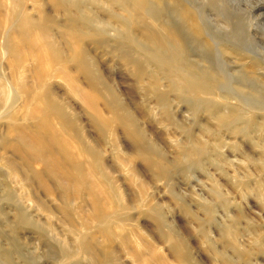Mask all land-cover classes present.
Masks as SVG:
<instances>
[{"label": "rangeland", "instance_id": "obj_1", "mask_svg": "<svg viewBox=\"0 0 264 264\" xmlns=\"http://www.w3.org/2000/svg\"><path fill=\"white\" fill-rule=\"evenodd\" d=\"M32 1L19 4L27 28L9 31L13 10L0 0V88L25 85L5 108L0 96V253L10 257L0 264H264V0H145L136 24L112 0H82L109 24L106 38ZM163 22L178 42L162 55L141 32L164 37ZM131 29L146 51L123 44ZM47 37L63 59L82 58L34 62ZM165 64L212 93L171 82ZM106 87L145 154L101 99ZM45 89L58 106L47 119L35 98Z\"/></svg>", "mask_w": 264, "mask_h": 264}, {"label": "bare ground", "instance_id": "obj_2", "mask_svg": "<svg viewBox=\"0 0 264 264\" xmlns=\"http://www.w3.org/2000/svg\"><path fill=\"white\" fill-rule=\"evenodd\" d=\"M6 2V4H8V8L11 10H13V13H11V18L13 22V25L9 28H7L9 31L10 30H14L15 27H26L27 28V24L30 23L31 18L29 13L24 10V8H19V4H20V0H4ZM31 1V0H30ZM34 1V0H33ZM32 1V2H33ZM49 2L55 6L53 8H57L60 7L61 10H63L65 13H68L71 15V19L73 21H77L78 19H81L84 21L86 26H91V24L94 25V27H97L95 29V32L93 33V35H101L102 38H106L105 35V28H107V26H109V24L107 22H101L100 20H98V18L91 13V11L89 10V6L87 4H84L82 0H49ZM64 2V3H63ZM112 3L121 6V8L123 10H125L128 15L131 17V22L133 23H138L135 18L136 15H133V12H138L139 10H142L144 5H146L145 0H112ZM35 4V3H34ZM88 6V7H87ZM33 8L36 7V5H32ZM147 7L143 9V11H146ZM73 11L74 14H71L70 12ZM39 16L37 18V20H35V24H45V16L41 14V12L39 11ZM149 13V12H148ZM137 14V13H135ZM181 14V13H180ZM182 17H184L185 14H181ZM9 16V15H8ZM111 17H113L111 15ZM7 19V17H6ZM135 22H134V21ZM100 21V22H99ZM120 22L123 23V20L120 19ZM97 23L100 26H97ZM135 23V24H136ZM140 23V22H139ZM124 24V23H123ZM141 24V23H140ZM162 26L165 27L166 32H164L165 36L164 37H155L156 32L150 28L149 26H142L143 27V31L141 32V35H144L145 37H147L149 39V41L151 42V48L146 49V50H155V51H159L161 54L163 53L162 50H164L162 43L166 42L167 40L174 43L178 42V39L176 37V32L174 30H172L166 23H162ZM139 27V26H138ZM88 29V27H87ZM72 32H76L75 28H70L69 29ZM8 31V32H9ZM6 32V31H5ZM3 32V33H5ZM132 29L125 34L124 39L122 38V41L124 42L123 44H127V42L129 41L131 43V45L137 49L138 51H146L143 47H140L138 44V40L136 39V37L134 36V33H132ZM5 35V34H4ZM86 34H84L83 36L85 37ZM121 34L118 33V36H120ZM8 36V35H7ZM5 37V36H4ZM3 37V39H4ZM27 37H31V36H27ZM155 37V38H154ZM79 38V37H78ZM31 39V38H28ZM80 39H82L80 37ZM168 43V42H167ZM8 44V40H4L3 43L1 44V56H5L7 54L6 52V47ZM122 44V45H123ZM129 44V43H128ZM178 45V44H177ZM159 47V48H157ZM34 48V47H33ZM18 51V50H17ZM16 51V56L13 59V62L9 64V66H11L12 68L18 66H21V52ZM37 53L34 54V62L39 63L40 60L39 58L41 56H46L51 63L54 64H58L59 62L62 61H68V60H72L76 57L78 58H82V54L83 51L82 50H78L76 51V49H73V56L68 57V59H63L62 58V51L61 48L58 46V44L50 37L46 38V42L44 45V48L40 49V53L38 54L39 49L36 50ZM35 52V51H33ZM46 52L49 54L47 55ZM41 55V56H40ZM163 55V54H162ZM50 57V58H49ZM49 63V61H47ZM162 67L165 70L166 73V78L169 79L171 82H177L181 85H185L189 88H191V90L196 89L198 92H203L207 95H210L211 89L210 86L208 84L205 83H198L197 80H194V78L190 75H185L188 76V78L185 79H181L179 76V73L182 72H177L175 70H173L170 66H168L167 64H165L164 66L162 65ZM11 72V71H10ZM94 78V79H93ZM93 78L90 79V81L92 82L93 85H100V82H98L100 80V78H97L96 76H94ZM98 83V84H97ZM183 83V84H182ZM25 85L16 81L14 79V77L10 78V81H7V90H3V88H0V96H4V99L2 100L3 102V107L8 105L13 104L14 99H12V97L14 96V92L16 90V93H18V91H21L23 89ZM107 90V96H103L102 94L100 95V97H102L101 99L103 101H105L106 103V107L108 106L111 110L112 113V117L113 119H117L116 121L121 122L124 126H128V128H126L127 134L130 135L133 138V142L137 147V150L142 154H145V150H143V146L141 145V137H140V132L136 129H133L130 131V126H132V118L131 116L128 114V112L124 109L123 106H121L119 104V102L116 100V98L113 95V92H111V90H109V88L106 87ZM194 95V94H193ZM1 98V99H2ZM36 100L41 101V104L44 103L45 106V110L43 111V117H45L46 119L50 116L49 114V110H52L54 108H58V106H56V103L54 102V100L51 98L50 93L47 91V89H45L44 93H43V99L40 98L39 96H37V94L35 95ZM221 99L223 101H226L224 98L221 97ZM11 100V101H10ZM5 108V107H4ZM3 108V109H4ZM211 107H209L210 110ZM3 111V110H2ZM239 116H237L235 118L238 119L240 118V114H238ZM58 117V116H57ZM217 118H219V120L221 122L226 121L227 118L225 117L224 114H218ZM65 122L67 124V131L70 134H75L76 136H78L80 144H81V148L91 157H95L97 154L95 152V150L93 148H90L89 146H87L82 140L81 137L79 136V133L77 131L76 128H74L73 124L71 125V119L68 117H65ZM131 124V125H130ZM27 144V142H26ZM31 147H34L33 144H30ZM29 147V146H28ZM61 148L64 150V152L66 153V155H69L67 150L65 149L64 145L61 144ZM81 149V150H82ZM76 162V161H75ZM75 169H78V172H80V165L78 163H75L74 166ZM20 218H22L24 221H27L26 218L24 217L23 214H21ZM28 222V221H27ZM69 251V250H68ZM71 255V254H70ZM0 257L3 258L4 261L6 262H10V257L8 253H0ZM76 257V256H75Z\"/></svg>", "mask_w": 264, "mask_h": 264}]
</instances>
